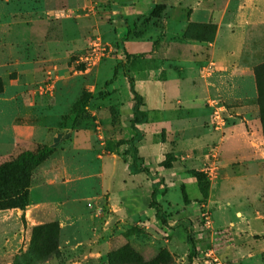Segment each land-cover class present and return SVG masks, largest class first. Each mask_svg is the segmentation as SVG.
I'll use <instances>...</instances> for the list:
<instances>
[{"label":"rangeland","instance_id":"1","mask_svg":"<svg viewBox=\"0 0 264 264\" xmlns=\"http://www.w3.org/2000/svg\"><path fill=\"white\" fill-rule=\"evenodd\" d=\"M204 5L0 0V165L52 146L28 167L30 185L66 187L59 201L33 204L31 190L25 210H0V264H264L262 63L247 54L241 18L231 26L242 36L222 41L237 45L248 69L206 51L198 59L196 42L219 31L198 14ZM127 73L145 96L147 123H133ZM232 74L249 95L230 93ZM136 147L168 226L150 207L151 176L134 182Z\"/></svg>","mask_w":264,"mask_h":264},{"label":"crops","instance_id":"2","mask_svg":"<svg viewBox=\"0 0 264 264\" xmlns=\"http://www.w3.org/2000/svg\"><path fill=\"white\" fill-rule=\"evenodd\" d=\"M175 1L180 2L181 0H173V2ZM199 1L204 3L205 5L203 6V8H196L198 14L202 17H206L203 21L213 20V22L217 23L219 25V31L214 42H211L206 45L196 42V46L198 47V53L196 56L198 57V59L201 60L202 59L201 56H204L203 51H206L207 54L208 53L212 54L214 60L225 62L228 65H230V68L235 67L236 65L248 69L250 64L242 63L243 54H241L237 50V45L224 44V42L222 41V39L227 36L230 37V40L234 39L235 42L238 37L242 36L239 35L240 34L239 32L233 31L234 30L233 26H231L234 25V19L236 20L235 22H238L240 21L241 18V21L243 23V29H242L243 34L246 35V40L250 41V45L246 46L247 54L254 58L259 56L258 60H261L260 63L264 62V0H229L230 2L228 4L221 5V9L219 8L218 3L220 1L218 0H211V2H208L210 0H199ZM231 1L233 2L231 3ZM238 13H241L242 15L236 18V15ZM178 19L180 18L178 17ZM242 77L243 76H234L232 74V78H230L231 79L230 93L240 96L241 95L244 96L245 94L247 95L250 94L252 89L249 90V88L246 85V81L238 80L241 79ZM249 82L250 81H248V83ZM235 85H237V88H235ZM209 136H206L203 139L185 137L184 139L180 140V146L184 150L197 148L204 143L203 141H209L210 140ZM143 148L145 153L154 151V145L151 146L150 144L148 145V143H145L143 145ZM147 175L148 174L146 173H138L136 175H133L134 178L136 179V180L134 179V182L135 181L138 182V180L140 178L143 179V177L147 178L149 176ZM153 177L154 176H151V180L148 182L149 183L148 185H151L152 187L154 182H156L157 180L156 177L154 178ZM138 185L135 186L138 187ZM135 186L130 187V189L136 188ZM65 188L66 187L62 183H58V182L43 183L41 181H35L32 187L30 188V194H31V190L33 193V197L31 201L33 204H42L47 202L59 201L60 198L66 195V194L62 195V191Z\"/></svg>","mask_w":264,"mask_h":264},{"label":"trees","instance_id":"3","mask_svg":"<svg viewBox=\"0 0 264 264\" xmlns=\"http://www.w3.org/2000/svg\"><path fill=\"white\" fill-rule=\"evenodd\" d=\"M163 6L158 5L157 8H162ZM202 32L205 31V26H203ZM206 36V33L204 34ZM199 39V38H197ZM205 39V38H204ZM206 40V39H205ZM264 72V63L258 65L255 68V76L257 78L258 83H260V79L262 73ZM129 83L131 86V93L133 95V99L135 101L134 105V125L147 123L149 120L148 110H145L146 100L144 95L136 88L135 79L127 73ZM260 99L262 100L261 105L264 106V94H260ZM262 120L264 124V111L262 113ZM53 151L52 146H44L37 153L28 151L25 152L18 160L6 162L0 165V210L5 209H13L20 208L25 210L28 205V201L26 202V198L24 193L30 196V177H28V167L30 165H38L42 161H44L47 156ZM146 158L144 156H139V149L135 148V155L133 161L129 164V169L132 174L138 173H146L152 176V170L149 166L146 165ZM154 178V177H153ZM198 181L202 185V191L204 193V203H206L208 198V192L206 189V185H204V181L200 175H198ZM10 182L14 183V189L8 188ZM24 188H28V191H24ZM17 190L15 195L12 194ZM184 200L186 202H190V198L188 197L186 190L184 188ZM159 194V184H153V191L151 194V203L150 207L156 209V216L162 221L164 225H169L168 214L166 210L163 208V204L158 200ZM193 250L195 251L196 246L193 244Z\"/></svg>","mask_w":264,"mask_h":264},{"label":"built area","instance_id":"4","mask_svg":"<svg viewBox=\"0 0 264 264\" xmlns=\"http://www.w3.org/2000/svg\"><path fill=\"white\" fill-rule=\"evenodd\" d=\"M218 112V111H217ZM220 117V116H219Z\"/></svg>","mask_w":264,"mask_h":264}]
</instances>
